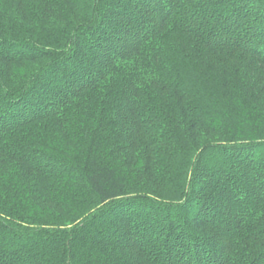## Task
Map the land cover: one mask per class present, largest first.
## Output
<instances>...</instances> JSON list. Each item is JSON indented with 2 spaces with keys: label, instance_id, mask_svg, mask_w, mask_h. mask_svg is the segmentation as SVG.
<instances>
[{
  "label": "trees",
  "instance_id": "trees-1",
  "mask_svg": "<svg viewBox=\"0 0 264 264\" xmlns=\"http://www.w3.org/2000/svg\"><path fill=\"white\" fill-rule=\"evenodd\" d=\"M0 264H264V0H0Z\"/></svg>",
  "mask_w": 264,
  "mask_h": 264
}]
</instances>
